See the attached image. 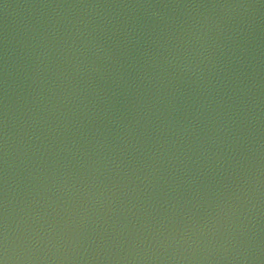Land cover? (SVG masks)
Masks as SVG:
<instances>
[{
  "label": "water",
  "instance_id": "1",
  "mask_svg": "<svg viewBox=\"0 0 264 264\" xmlns=\"http://www.w3.org/2000/svg\"><path fill=\"white\" fill-rule=\"evenodd\" d=\"M0 264H264V0H0Z\"/></svg>",
  "mask_w": 264,
  "mask_h": 264
}]
</instances>
